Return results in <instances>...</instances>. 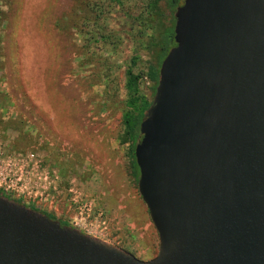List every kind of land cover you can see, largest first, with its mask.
<instances>
[{"label":"water","instance_id":"95a60500","mask_svg":"<svg viewBox=\"0 0 264 264\" xmlns=\"http://www.w3.org/2000/svg\"><path fill=\"white\" fill-rule=\"evenodd\" d=\"M134 146L142 260L0 195V264H264V0H182Z\"/></svg>","mask_w":264,"mask_h":264},{"label":"rangeland","instance_id":"374dc122","mask_svg":"<svg viewBox=\"0 0 264 264\" xmlns=\"http://www.w3.org/2000/svg\"><path fill=\"white\" fill-rule=\"evenodd\" d=\"M76 5L77 0H0V143L4 157L20 160L17 170L29 192L11 199L34 202L37 211L64 225L148 260L158 252V234L131 174L127 147L117 139V101L126 62L139 55L135 69L145 73L151 53L143 46L146 38L124 37L119 14L112 11L107 29L123 38L107 45L110 61L121 65L112 73L119 96L100 112L103 86L89 82L102 65L80 69L82 35L55 26ZM149 84L144 89L153 97ZM16 119L23 121L18 129L7 126Z\"/></svg>","mask_w":264,"mask_h":264},{"label":"trees","instance_id":"16d2710c","mask_svg":"<svg viewBox=\"0 0 264 264\" xmlns=\"http://www.w3.org/2000/svg\"><path fill=\"white\" fill-rule=\"evenodd\" d=\"M182 0H77V9L71 10L62 20H56L55 26L60 30L76 28L82 35L80 49L82 56L78 67L87 69L102 65V69L94 73L89 86H103L99 91L100 112L107 110L108 103L118 98V88H114L112 73L121 68L120 64H113L110 61L107 45L115 46L122 43L123 38L117 39L118 31L108 30L106 20L112 11L119 14L118 27L125 33L124 37L137 36L136 41L146 38L147 44L143 46L150 51L151 61L147 65L146 72L135 69L139 55L134 54L123 70V95L117 101L120 109L121 131L117 139L120 144H125L130 158V168L133 178L137 181L139 176L138 167L134 157V146L140 138L139 125L144 117L145 110L150 106L152 97L144 86L150 84L147 89L154 92L155 83L158 78L159 64L174 42V12ZM0 12V22H1ZM137 22V23H135ZM137 24V28H135ZM136 31V32H133ZM115 78V77H114ZM15 91V89H14ZM22 120H14L7 126L18 129ZM0 195L12 198L11 194L0 190ZM23 203L20 198L15 199ZM26 206L37 210L34 202L24 203ZM45 213L55 219L50 213ZM62 222V221H61ZM66 224V222H62Z\"/></svg>","mask_w":264,"mask_h":264},{"label":"built area","instance_id":"2783aa9c","mask_svg":"<svg viewBox=\"0 0 264 264\" xmlns=\"http://www.w3.org/2000/svg\"><path fill=\"white\" fill-rule=\"evenodd\" d=\"M21 162L15 157H4L3 147L0 143V190L7 194H27L26 176L17 170Z\"/></svg>","mask_w":264,"mask_h":264}]
</instances>
